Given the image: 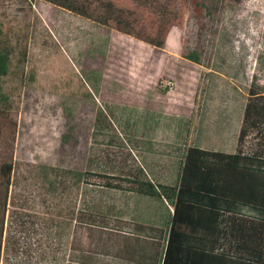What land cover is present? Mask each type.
Returning <instances> with one entry per match:
<instances>
[{
  "label": "rangeland",
  "instance_id": "obj_1",
  "mask_svg": "<svg viewBox=\"0 0 264 264\" xmlns=\"http://www.w3.org/2000/svg\"><path fill=\"white\" fill-rule=\"evenodd\" d=\"M0 29L18 124L2 264H154L165 242L142 238L139 217L166 230L173 208L62 171L173 186L189 147L235 153L252 81L264 82V0H190L165 49L41 0H2ZM30 71L33 86L22 83ZM80 80L93 100L62 93ZM94 212L108 216L95 227Z\"/></svg>",
  "mask_w": 264,
  "mask_h": 264
},
{
  "label": "trees",
  "instance_id": "obj_2",
  "mask_svg": "<svg viewBox=\"0 0 264 264\" xmlns=\"http://www.w3.org/2000/svg\"><path fill=\"white\" fill-rule=\"evenodd\" d=\"M41 1L158 49L169 45L174 29H183L190 2ZM12 55L13 47L0 29V264L6 241L18 134L15 102L4 91L3 83L11 72ZM186 58L198 62L196 55ZM35 82L33 71L22 75V83L33 86ZM61 90L64 95L93 100L82 80L75 92L70 85ZM66 115L72 117L69 110ZM102 115H98L97 122ZM251 136L256 144L247 147ZM62 172L77 184L169 204L173 211L166 225L165 245L158 264H264V82L258 76L249 89L237 151L225 153L189 147L178 182L173 186L156 185L141 175L120 177L91 171ZM107 217L94 212L90 215V224L98 226L97 219Z\"/></svg>",
  "mask_w": 264,
  "mask_h": 264
},
{
  "label": "crops",
  "instance_id": "obj_3",
  "mask_svg": "<svg viewBox=\"0 0 264 264\" xmlns=\"http://www.w3.org/2000/svg\"><path fill=\"white\" fill-rule=\"evenodd\" d=\"M153 182V181H152ZM154 183V182H153ZM159 185H167V186H172V185H168V184H159ZM141 199H144V198H141ZM145 201H146V203H147V205L149 206V207H151V203H152V205L154 206V203L155 202H160V201H155V200H149V199H144ZM161 203H164V202H161ZM166 204V203H165ZM155 208V207H154ZM171 215H172V211H171V213L169 214V219H170V217H171ZM141 217H139V220H138V222H139V224H138V230H139V232H142V238H144V237H146V235H148L149 233H148V231H150L151 233H154L153 235H149V237H152V238H150V239H152V240H154V239H162L164 242H165V234H166V230H163L160 226H154V225H148V224H143V223H140V222H142V220H140V219H142V215H140ZM137 218H138V216H135V222H137ZM167 225V222L165 223V228L167 227L166 226ZM136 226V225H135ZM144 235V236H143ZM120 253H123V252H120ZM163 253V252H162ZM162 253H161V255H162ZM121 255H125L126 257H128L130 254H129V252H127V253H124V254H121ZM161 257V256H160ZM160 259V258H159ZM159 259L157 260V258H156V253L155 254H153L152 255V258L150 257V263H154V264H156V262L158 261L159 262ZM120 260H125V259H121L120 258Z\"/></svg>",
  "mask_w": 264,
  "mask_h": 264
},
{
  "label": "built area",
  "instance_id": "obj_4",
  "mask_svg": "<svg viewBox=\"0 0 264 264\" xmlns=\"http://www.w3.org/2000/svg\"><path fill=\"white\" fill-rule=\"evenodd\" d=\"M166 84H167L168 86H172V83H170V82H167Z\"/></svg>",
  "mask_w": 264,
  "mask_h": 264
}]
</instances>
